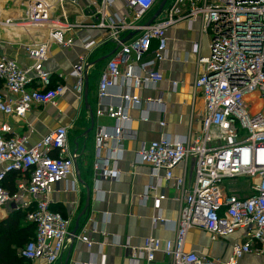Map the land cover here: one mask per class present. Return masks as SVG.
Listing matches in <instances>:
<instances>
[{"label":"built area","instance_id":"1","mask_svg":"<svg viewBox=\"0 0 264 264\" xmlns=\"http://www.w3.org/2000/svg\"><path fill=\"white\" fill-rule=\"evenodd\" d=\"M32 1L27 19L45 26L48 40L26 46L32 65L23 67L2 54L0 31V115L23 118L33 106L55 105L68 87L55 83L45 66L50 43L66 49L73 47L75 31L80 27L106 32V41L113 42L116 49L100 76L95 115L114 119L115 126L96 133L95 169L103 177H117L120 173L123 123L129 119V109L153 101L128 90L120 95L119 104H108L104 99L109 89L120 77L128 87L161 83L164 77L157 65L167 57L169 29L180 23L191 26L200 22L202 32L210 37V53L198 55L203 72L194 81L195 90L202 93L205 101L201 130L193 140L162 136L143 143L138 153L139 162L150 166V177L156 181L150 183L146 194L157 189L161 178L174 181L178 191L174 199L180 203L178 219L170 221L161 215L154 219L172 225L174 237L163 240L149 236L141 246L127 241L125 247L134 260L153 262L162 253L173 264H240L246 255L264 256V0H167L149 26L146 23L160 0H88L84 9L91 12V23L76 24L69 22V10L77 12L81 0ZM117 2L122 3L123 12L116 7ZM56 10L61 12L58 21L53 22ZM132 33L134 36L124 42ZM94 45L91 36L82 39L84 53L71 71L74 89L81 99ZM198 50L196 43L195 51ZM150 52L153 57L141 64L143 74L122 72L121 67L128 65L131 56L141 60ZM158 103L165 108L162 99ZM249 103L252 105L247 109ZM142 119L146 120V115ZM165 124L163 117L160 126ZM11 133V124L0 121V206L7 201L17 203L37 226L35 237L21 249V256L57 264L70 239L71 220L51 209L50 194L55 185L74 174L77 154L70 151L69 128L59 126L33 145L25 137ZM110 141L117 143L115 149L109 148ZM103 150L108 152L105 158L101 156ZM190 159L195 160V174L188 187L185 175L176 176L174 172ZM110 164L113 169H107ZM13 172L20 177L17 191L10 194L4 183ZM246 182L243 192L228 188L231 183L240 188L239 183ZM165 198L156 197L154 208L159 209ZM193 228L208 232L214 241L236 234L239 241L226 258L190 251L186 242ZM78 239L89 249L96 244L87 232Z\"/></svg>","mask_w":264,"mask_h":264},{"label":"crops","instance_id":"2","mask_svg":"<svg viewBox=\"0 0 264 264\" xmlns=\"http://www.w3.org/2000/svg\"><path fill=\"white\" fill-rule=\"evenodd\" d=\"M87 5L88 0H81L77 12L69 10V22L91 23V12L84 9ZM116 5L123 12L122 3L117 2ZM52 19L55 22L54 16ZM6 24V21H2L0 25V31L4 34L2 54L14 59L20 66L30 67L32 60L27 55L26 46L48 40L46 28L27 27L29 31L25 32L18 30V24L14 23L16 27ZM11 28L15 31H5ZM75 32L76 42L69 49L50 43L49 60L45 65L55 83H62L68 87L66 94L55 105L49 103L33 106L23 118L0 115V121L11 124L10 135L25 137L29 145L35 144L59 126L69 128V145L71 138L74 137L75 150L73 151L70 145V151L77 154L75 162L79 170L78 172L74 170L72 176L55 185L50 194L51 207L71 220L70 239L57 264H173L172 260L162 253H158L153 262L145 259L134 260L131 258L130 250L125 247L127 241L132 246H141L144 239L149 236L163 240L173 238L172 225L155 222L154 219L161 215L164 219L175 221L180 212V203L174 199L178 191L173 180L161 178L157 189L146 194L150 183L156 181L150 177V166L139 162L138 153L143 143L158 140L162 136L178 141L193 140L197 137L202 127L205 101L202 93L195 90L194 81L203 72L202 65L198 63V55L206 56L210 53V37L202 32L199 21L191 26L188 23H180L172 27L168 31L167 57L157 65L164 77L161 83L149 82L139 88L128 87L120 77L118 83L109 89V95L104 99L108 104H119L120 95L128 90L143 99L151 98L153 101L144 103L140 108L129 109V119L123 123V152L118 161L120 173L117 177H103L95 169L96 133L101 128L112 129L115 120L95 115L100 76L111 57L103 62L97 61L112 54L116 45L106 41L107 33L102 30L80 27ZM86 36H91L95 45L89 55L87 94L85 86L81 99L74 89L75 78L71 71L84 53L82 39ZM196 43L199 44L198 52L195 51ZM152 57V52L141 60L131 56L128 65L122 66L121 70L143 74L141 64ZM158 99L165 102V108L158 103ZM90 110L93 111L94 120L90 116ZM143 115H146V120L142 119ZM163 117L166 124L161 127ZM92 127L90 133L86 134ZM89 137L92 138L91 146L86 142ZM81 140H84L83 143ZM116 147V142H109V148ZM107 154L108 152L103 150L101 156L105 158ZM113 168L112 164L107 166V169ZM194 170L195 160L190 159L181 164L174 173L176 176L185 175L187 186L190 187L194 179ZM84 183L92 187V195L89 214L80 219L87 200ZM229 186L235 184L231 183ZM239 186L244 188L245 183H239ZM161 195H165L166 198L161 201L160 208L155 209L154 200ZM25 211L27 210L20 208L17 203L7 201L0 206V222L17 217L19 212ZM17 220L18 227L11 233L14 235H9L4 241L11 243L10 257L15 255L19 258L22 257L20 254L22 246L27 241V233L21 229L27 225L23 217H17ZM26 220L30 222L28 218ZM76 227L78 230L73 235ZM82 232H87L96 242L91 249L78 239ZM238 236L239 234H236L227 239L214 241L208 232L193 228L188 232L186 249L226 258L230 255L233 244L239 241ZM252 256L264 257L249 254L241 259L240 264H253ZM26 261V264H47L43 259Z\"/></svg>","mask_w":264,"mask_h":264},{"label":"trees","instance_id":"3","mask_svg":"<svg viewBox=\"0 0 264 264\" xmlns=\"http://www.w3.org/2000/svg\"><path fill=\"white\" fill-rule=\"evenodd\" d=\"M20 175L17 172L10 173L7 177L4 185L6 189L9 191L10 194H14L17 191L16 188V181L19 179ZM52 210L57 211L56 209ZM59 212V211H58ZM17 217H23L26 227H23L21 230L23 232H26V238L27 241L25 245L32 240L37 231V226L34 223L28 222L27 219V211L21 213L19 212ZM17 217L9 218L8 220L4 222H0V264H26V259L24 257H17L14 255V257H10L12 248L11 243H5L4 239L7 238L15 229L18 227V220ZM12 234L11 236H13ZM24 245V246H25ZM24 246H22L24 248Z\"/></svg>","mask_w":264,"mask_h":264},{"label":"rangeland","instance_id":"4","mask_svg":"<svg viewBox=\"0 0 264 264\" xmlns=\"http://www.w3.org/2000/svg\"><path fill=\"white\" fill-rule=\"evenodd\" d=\"M57 1V0H56ZM161 1V0H160ZM159 1V3H160ZM33 3L32 0H0V20L1 21H10V23H15L18 24V30L22 31H29L27 28V25L30 24L29 20L27 19L28 13L30 11V7L32 6L31 4ZM158 3V4H159ZM158 6V5H157ZM55 8V7H54ZM58 9V8H56ZM61 12V11H60ZM60 12L56 10L54 17H55V22L58 21V18L60 16ZM28 21V22H27ZM16 30V31H18ZM5 31H15V29L11 28L9 30ZM4 34L2 33V36ZM251 103L248 104L247 109H250ZM73 136V135H71ZM73 138H71L70 145L72 150H75V144L73 142ZM84 140H81V143H83ZM86 142L91 146L92 143V138H88ZM244 181V180H243ZM248 185V183H245ZM236 186V185H235ZM235 186H229V190L233 189H239V187ZM246 190V189H245ZM241 192L244 191V188H240ZM246 192V191H245ZM252 263L253 264H264V257H256L252 256Z\"/></svg>","mask_w":264,"mask_h":264},{"label":"water","instance_id":"5","mask_svg":"<svg viewBox=\"0 0 264 264\" xmlns=\"http://www.w3.org/2000/svg\"><path fill=\"white\" fill-rule=\"evenodd\" d=\"M166 2H167V0H161V1H160V3L158 4V8H157V10L155 11L153 17H152V18L146 23L147 26L151 25V24L154 22V20H155L160 14H161V12H162V10H163V8H164ZM36 3L39 4V3H40V0H36ZM134 34H135V33H132V34L128 35V36L125 38L124 42L129 41V40L134 36ZM112 54H113V52H112ZM112 54H110V55H108V56H106V57H103V58L99 59V60L97 61V63L105 61L108 57H111ZM87 87H88V75L86 76V93H85V94H87ZM86 98H87V97H86ZM90 113H91L90 116H91L92 120H94V114H93V111L90 110ZM92 129H93V127H92L89 131H87L86 134H89L90 131H91ZM75 170H76L77 172H78V170H79L78 165H77L76 162H75ZM84 185L86 186V189H87V200H86V206H85L84 210L82 211V213H81V215H80V219H81L83 216H86V215L89 214L88 210H89V207H90V199H91V195H92V187H90L89 185H87V184H85V183H84ZM77 230H78V227H76V229L72 232V234L75 235L76 232H77Z\"/></svg>","mask_w":264,"mask_h":264},{"label":"bare ground","instance_id":"6","mask_svg":"<svg viewBox=\"0 0 264 264\" xmlns=\"http://www.w3.org/2000/svg\"><path fill=\"white\" fill-rule=\"evenodd\" d=\"M10 26L11 27H16V25L14 23H10ZM28 28L30 29H43L45 26H41V25H38V24H35V23H30L27 25Z\"/></svg>","mask_w":264,"mask_h":264}]
</instances>
